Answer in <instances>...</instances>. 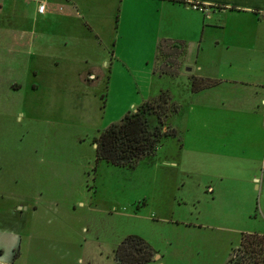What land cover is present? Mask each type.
Returning a JSON list of instances; mask_svg holds the SVG:
<instances>
[{"label":"rangeland","instance_id":"374dc122","mask_svg":"<svg viewBox=\"0 0 264 264\" xmlns=\"http://www.w3.org/2000/svg\"><path fill=\"white\" fill-rule=\"evenodd\" d=\"M37 1L0 0V59L9 50V68L0 60V191L17 192L35 207L15 264H116L113 252L126 237L155 253L145 264H226L264 191L262 172L255 189V172L237 171L238 160L214 147L221 135L249 132L236 113L248 109L251 98L243 103L220 89L191 92L190 75L198 69L218 76L229 70L227 62L214 61V29L198 39L205 13L189 9L195 18L159 0H126L114 2L116 22L111 14L101 22L105 0H77L98 7L96 39L61 17L38 23ZM169 36L183 38L185 55L162 43L155 63L157 42ZM100 57L102 75L82 83L80 71ZM170 63L173 75L158 73ZM160 92L177 106L167 117L177 137L163 138L154 156L133 168L96 161L93 139ZM221 101L232 116L219 110ZM165 158L177 165L168 167Z\"/></svg>","mask_w":264,"mask_h":264},{"label":"crops","instance_id":"0c3cea01","mask_svg":"<svg viewBox=\"0 0 264 264\" xmlns=\"http://www.w3.org/2000/svg\"><path fill=\"white\" fill-rule=\"evenodd\" d=\"M46 1L38 0L32 9L33 16L39 18L37 20L38 23L47 26V24L54 23L53 17H61L67 27H74L73 24H78L84 30H92L94 37L98 39L97 33L94 31L96 29V22L93 19V17L95 18L94 13L97 12V10L93 9H98V7L83 6L77 0H52L50 2L52 6L50 9V7L48 8L50 4ZM115 1L123 5V2L126 0L103 1L107 6L98 10L103 13L101 22H107L110 19V14L111 16L115 15L114 21H117V14L119 15V12L115 9V13H111L115 7ZM178 1L186 2V4L183 5L176 2V0H159L162 4H169L183 9L185 12L194 15L195 18L199 14L192 12L188 4L197 3L204 6V12L200 13H205L204 16L207 20L205 22L204 18L200 19L198 39L199 41H203L207 30L214 29V38L212 39L214 61L227 62V68L229 69L223 75L218 76L215 74H201L199 73V69L195 68L198 71L190 75L191 80L193 78L208 79L214 81V84L196 91L192 95L212 94L214 90L218 91L220 89L218 92H221L222 95L227 94V92L240 95L242 97L241 102L243 103L248 101L247 95L249 99L251 98V104L247 107L248 109H245L243 113L234 112L239 115L242 114L243 121L245 122L244 127L248 128L249 132L245 134L226 133L221 135L219 145L214 144V147H217V150L220 152L217 154L230 158L233 161L238 160L239 163L235 164L237 171L249 169V171L255 172V174L252 173L250 176L252 178L250 182L254 183L255 189L257 188L256 172H262V183L260 185H262L264 191V0ZM38 4L44 5V12L41 14L36 11ZM35 18L33 21L36 23ZM174 38L177 40H174ZM161 40L184 42L182 41V37L169 36L168 39H160L157 44ZM198 48L199 46L197 47V51L199 50ZM8 51H4L3 58L0 59L2 60L3 68H6V66L9 68V60L4 58V55ZM185 51L181 56L185 55ZM100 59L99 63L95 66H87L84 70L80 71V77L83 79L82 83L91 84L98 76L102 75L103 71H101L100 67L103 66L101 61H104V58L100 57ZM85 63H88V61H85ZM155 63L152 69L153 74L156 73L154 71ZM237 102L239 101H235V103ZM218 106L219 110H222L224 114L232 116L229 110L230 104L222 102ZM226 107L227 110H223ZM234 108L236 107H232L231 109L234 110ZM230 119L233 120L232 118ZM165 122L171 128L167 124V118ZM181 148L182 145H180ZM233 156L238 159L232 158ZM163 161L168 167H175L177 165L172 158H169V160L165 158ZM4 171L7 170L4 169ZM255 206L254 210L251 211V215L247 217L250 220L249 229L238 232L239 238L242 234L264 236V200L259 202V204L256 203ZM33 211L35 212V207L31 204L23 203L17 192L0 191V264H15L21 258V248L24 245V236L28 230V212L34 214ZM14 254L15 257H13Z\"/></svg>","mask_w":264,"mask_h":264},{"label":"trees","instance_id":"16d2710c","mask_svg":"<svg viewBox=\"0 0 264 264\" xmlns=\"http://www.w3.org/2000/svg\"><path fill=\"white\" fill-rule=\"evenodd\" d=\"M176 2L186 4L183 1L176 0ZM162 43H172L170 49L171 51L173 48L178 49L179 57L185 51L184 42L161 40L156 46L155 62ZM164 66L165 69L162 68L159 74H174L175 71L169 70L171 63ZM154 71L157 72L155 69ZM213 84L212 80L193 78L191 92L194 93ZM176 112L177 106L169 103L167 93L160 92L155 100L146 101L131 112H127L118 122L109 125L93 139L95 160H102L116 167L133 168L141 158L153 156L163 138L176 137V131L169 128L165 122L168 115ZM248 250L258 257L257 261H251L252 256L249 255ZM255 252L262 253L258 255ZM154 256L155 253L143 241L134 237L124 238L113 252V260L116 264H145L153 260ZM230 261H234L235 264H264V236L242 234L238 246L233 250L226 264Z\"/></svg>","mask_w":264,"mask_h":264},{"label":"built area","instance_id":"2783aa9c","mask_svg":"<svg viewBox=\"0 0 264 264\" xmlns=\"http://www.w3.org/2000/svg\"><path fill=\"white\" fill-rule=\"evenodd\" d=\"M189 7L194 11L204 12V6H201L197 3H190ZM36 11H37V13H40V14L43 13L44 12V5L38 4Z\"/></svg>","mask_w":264,"mask_h":264}]
</instances>
